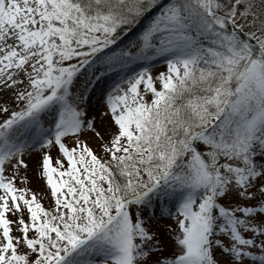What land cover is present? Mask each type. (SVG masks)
<instances>
[{"label": "snow or ice", "instance_id": "snow-or-ice-1", "mask_svg": "<svg viewBox=\"0 0 264 264\" xmlns=\"http://www.w3.org/2000/svg\"><path fill=\"white\" fill-rule=\"evenodd\" d=\"M0 264H264V0H0Z\"/></svg>", "mask_w": 264, "mask_h": 264}, {"label": "rangeland", "instance_id": "rangeland-1", "mask_svg": "<svg viewBox=\"0 0 264 264\" xmlns=\"http://www.w3.org/2000/svg\"><path fill=\"white\" fill-rule=\"evenodd\" d=\"M165 65L157 58V60L154 63L153 66V72H157L160 70H163ZM38 154H34L29 162V171H28V176L30 178V184L29 186L34 190H39V191H44L45 186L44 184L36 179V176L34 175V168H35V163H36V158ZM166 223H170L171 221H165Z\"/></svg>", "mask_w": 264, "mask_h": 264}, {"label": "trees", "instance_id": "trees-1", "mask_svg": "<svg viewBox=\"0 0 264 264\" xmlns=\"http://www.w3.org/2000/svg\"><path fill=\"white\" fill-rule=\"evenodd\" d=\"M163 2H164V0H160L161 5L163 4ZM149 15H151V13ZM147 19H148V17H145L143 20H141L140 25L137 27V29L135 31H138L140 27H142L144 24H146Z\"/></svg>", "mask_w": 264, "mask_h": 264}]
</instances>
